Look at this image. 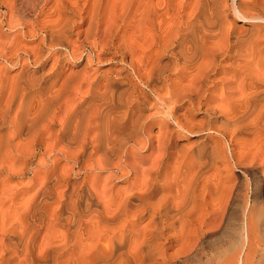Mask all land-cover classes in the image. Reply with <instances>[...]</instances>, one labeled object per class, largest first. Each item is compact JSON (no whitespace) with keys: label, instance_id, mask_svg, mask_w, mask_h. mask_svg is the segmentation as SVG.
Returning a JSON list of instances; mask_svg holds the SVG:
<instances>
[{"label":"bare ground","instance_id":"bare-ground-1","mask_svg":"<svg viewBox=\"0 0 264 264\" xmlns=\"http://www.w3.org/2000/svg\"><path fill=\"white\" fill-rule=\"evenodd\" d=\"M0 6V264H264V0Z\"/></svg>","mask_w":264,"mask_h":264},{"label":"rangeland","instance_id":"rangeland-1","mask_svg":"<svg viewBox=\"0 0 264 264\" xmlns=\"http://www.w3.org/2000/svg\"><path fill=\"white\" fill-rule=\"evenodd\" d=\"M0 12L1 13L2 12L4 13L5 12V7L3 8L2 6H0ZM4 17H5V20L7 21L8 16H4ZM240 22H243V21H240ZM243 23L245 25L244 24H241V25H243L242 28H244V27H246L248 25V23L246 21L243 22ZM73 37H74V39H76L77 36H73ZM88 49H89V51L93 55L95 54V52L92 50V48L89 47ZM85 61H86V59L83 58V57L80 58V59H78V58H76V59H72L71 58L70 60L68 59L66 61L67 62V65L65 66V68L68 67L70 69V67H71V68H73V70H75V69L76 70H79L83 66V64L85 63ZM0 65H1L0 66L1 67L0 68V73L1 74L3 73V75H7L8 78H12L21 69V65L20 64H18V65L9 64V65H7L8 66L7 68L2 67L4 64H0ZM39 66H40L39 64L30 63L27 68H30V70H33V71H36V72L39 73L41 71ZM110 66H111V64L110 63H107V62L94 63L91 67L89 66L88 72H90V74L92 73L91 74L92 76H94L96 74L99 75V72L101 73L102 71L108 69ZM230 94L232 95L233 93H230ZM202 110L196 111V113H197L196 114V117L198 116L197 117L198 120L199 119L202 120V118L204 119L206 117L205 114H204V111H202ZM201 116H203V117H201ZM205 133H206V135H205ZM205 133L201 132V133H198V134L193 135V136H192V134L183 135L180 139H182V141H184L187 144H190V145L192 144V146H196V145H199L200 140L202 139V137L207 136L208 133H210V132H205ZM239 135H241V134L236 135V137L234 136V139L235 140H232V138H231L232 136L228 135V137L226 138V140L224 142V145L227 147V153L230 156H231V147H234L235 148V149L233 148L235 154H237L238 151L241 148V143L240 142L242 141V138ZM244 135L242 136L244 138H246L248 136V135L247 136L246 135L244 136ZM199 136H201V139L200 140L198 138ZM187 144H185V145H187ZM217 164L218 165H222L223 163H222V161H219ZM233 170H234L233 173H234L235 176H238L241 179H244L243 169L240 166H235ZM261 170H262V167L258 164V165H256L254 167V173L251 174L252 176L250 177V180L252 182V188H251L252 190L250 192L251 193L250 194L251 195V198H250L249 206L250 205H255L256 210H257V213H259L258 216L259 217H260V215L263 216L262 218L260 217L263 220L264 219V214H263L264 213V184L263 185H258L257 187H255V183H257V180L260 179V178H263V174L261 173ZM236 225L239 226V224H237V223H236ZM236 225L234 224L232 226L237 227ZM223 228L221 230H219L216 234L212 235V237L211 236H208V238L210 237L208 239V240H210V243L208 242L209 245L207 246L208 251L211 252L213 247H214V250H216L218 248L221 249L222 246H225V247L228 248L231 245V243H232L231 242L232 239H234V237H237L238 236V231H237L238 228H236L237 230H234L233 227H231V229L229 228L230 230L228 229L229 231L225 227H223ZM225 230H227V231H225ZM234 232H237L236 233L237 235L234 234ZM233 234L236 235V236H233ZM262 239L264 241V236H263ZM263 245H264V243H262L263 250H262V248L260 249V252L258 254V258L259 259L262 258L261 261L264 263V253L263 254L261 253L262 251H264V246ZM223 249H224V247H223Z\"/></svg>","mask_w":264,"mask_h":264}]
</instances>
